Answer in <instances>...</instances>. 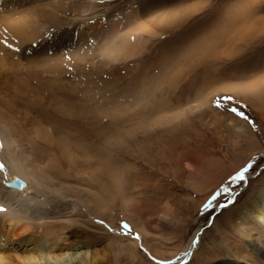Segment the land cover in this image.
I'll return each mask as SVG.
<instances>
[{
	"label": "rangeland",
	"instance_id": "374dc122",
	"mask_svg": "<svg viewBox=\"0 0 264 264\" xmlns=\"http://www.w3.org/2000/svg\"><path fill=\"white\" fill-rule=\"evenodd\" d=\"M50 1L59 18L52 28L58 48L91 21L84 51L76 49L78 39L69 41L71 60L78 51L88 57L87 81L78 87L107 99L112 111L125 108L119 117L127 122L111 145H100L102 158L92 151L91 167L58 172L62 191L42 197L54 207L53 222L26 221L28 233L15 230L9 246L19 248L26 234L85 252L89 264H264V228L251 219L242 226L252 198L264 190V0ZM118 48L124 56L115 61L110 55ZM53 51L25 55L58 58ZM34 66L18 80L40 82L44 94L53 86L50 74L34 73ZM61 75L55 74L65 83ZM49 95L36 113L6 103L38 121L43 133L58 129L62 140L82 134L93 143L117 126L119 117L106 114L103 129L85 127ZM63 96L57 97L67 101ZM19 122L31 134V123ZM193 238L197 246L184 260Z\"/></svg>",
	"mask_w": 264,
	"mask_h": 264
},
{
	"label": "bare ground",
	"instance_id": "6f19581e",
	"mask_svg": "<svg viewBox=\"0 0 264 264\" xmlns=\"http://www.w3.org/2000/svg\"><path fill=\"white\" fill-rule=\"evenodd\" d=\"M56 9V3L50 0H0V165L3 166L0 169V209H3V211H0V217L2 218L0 220V264H89V257L85 252L71 253L70 250L58 248L57 245L50 243L45 238L32 237L26 234L16 242L19 248L13 250L9 246L11 243L13 244L9 236L15 230L29 229L26 221L33 224L52 223L56 216L54 207L49 210L47 201H43L42 197L47 193L58 196L62 191V189H58L55 183L58 180L56 176L58 172L66 170L64 173L68 174L73 167L78 168V172L81 168L91 167L88 158L93 153L92 151H95L97 155L101 154L102 158L103 149L99 148L100 145L110 144L115 135L121 133L126 127L124 123L127 121L119 117L121 113L126 111L125 108L112 111L115 106H107L105 102L107 99L102 100L96 96L88 95L90 89L83 88V93L80 92V87L83 86L88 77V57L84 52L78 51L77 58L71 60L70 56L73 54H70V52L73 48L69 41H73L72 44H74L78 39L76 49L82 47L84 51L87 44L84 40L89 34L87 29H90L91 26L88 22L91 21H86L88 19L83 21L84 24L79 27V30L77 29L78 35H75L74 38L72 36V38L65 39L67 44H65V41L63 44L59 41L62 46L60 45L61 47L58 48V40L55 42L56 37L54 38L53 35L55 34L52 30V28L59 26L56 22L59 19ZM95 19L97 18L94 17L90 20ZM72 21L74 25H77L76 21ZM98 27H100V23H98ZM28 46L32 49L27 48ZM107 46L109 45H103V52ZM129 46L123 48H125L127 54L130 52L131 56L132 50ZM48 48L54 50L52 53L59 57L32 60L25 55L27 51L32 50L34 55L44 56L48 54ZM119 50L121 49L118 48L110 55L115 61H119L121 56H124L123 49ZM25 58L27 61H23ZM32 58L34 57L32 56ZM28 65H35L34 73H39L43 69L44 72L50 74L46 75L49 76L48 79L51 80V85H53L50 91L45 90L44 94H41L42 91L38 92L37 84L39 83V87H41L40 82H33L31 85L25 84L24 81L23 83L19 82L18 79H24V75H27L24 71L28 70L24 67H28ZM71 69L78 70L79 73L71 74ZM59 71L62 74L61 80L65 83H60L58 77L55 76ZM48 93L51 94L53 100L57 101L55 107L63 115L81 120L84 124L82 125L85 127L89 124L92 128L103 129L102 121L106 114L119 117L117 126H114L107 134L102 133L101 136H98V139L91 138L93 143L87 142L82 134L81 138L76 137L75 140L72 137H69L70 140H62L56 132L58 129L48 128L47 133H43L45 128L42 129L38 121L24 111L15 112L12 109L13 107L9 108L11 105L6 103V100L9 99L10 103L15 105V109L22 108L25 111L35 112L36 103L40 104L41 100L49 98ZM63 95L67 96L65 102L62 98L59 99L65 97ZM115 95L112 97L115 98ZM6 105L8 109H5ZM103 107L106 108L108 113ZM154 110L155 108L149 109L147 113L142 110L136 115L152 114L156 112ZM14 112L19 114L18 119L11 117ZM17 120H21V122L28 120L29 125L30 123L32 125L30 126L32 127V129L30 128L32 130L31 134L27 133L28 131L26 132L24 126ZM109 133L110 136H107ZM75 151L82 158H79L74 153ZM16 178L26 183L23 189H12L7 186ZM30 189H32V193ZM245 216L246 218L242 221L244 229L249 225V219L255 223H261L264 228V190L257 192L252 198ZM38 221L41 222L38 223ZM26 233H28V230ZM197 242L198 240L195 238L190 241L187 248L180 254L182 259L192 257ZM142 245L145 250H149L145 244ZM255 245L253 244L252 248Z\"/></svg>",
	"mask_w": 264,
	"mask_h": 264
},
{
	"label": "water",
	"instance_id": "95a60500",
	"mask_svg": "<svg viewBox=\"0 0 264 264\" xmlns=\"http://www.w3.org/2000/svg\"><path fill=\"white\" fill-rule=\"evenodd\" d=\"M7 186L9 188H12V189H19L20 190L26 186V183L23 180L16 178L13 182L8 183Z\"/></svg>",
	"mask_w": 264,
	"mask_h": 264
},
{
	"label": "snow or ice",
	"instance_id": "6c2138e0",
	"mask_svg": "<svg viewBox=\"0 0 264 264\" xmlns=\"http://www.w3.org/2000/svg\"><path fill=\"white\" fill-rule=\"evenodd\" d=\"M233 111H236L235 109H233ZM239 114V113H238ZM2 165H0V169H2ZM238 179H243V175L241 174L240 176L237 177ZM0 211H3V209H0ZM125 227H127V225H125Z\"/></svg>",
	"mask_w": 264,
	"mask_h": 264
}]
</instances>
